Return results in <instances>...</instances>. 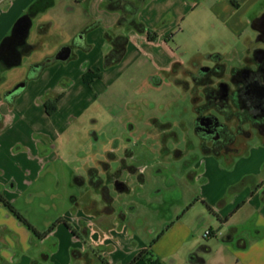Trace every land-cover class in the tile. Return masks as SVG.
<instances>
[{
  "label": "crops",
  "instance_id": "crops-1",
  "mask_svg": "<svg viewBox=\"0 0 264 264\" xmlns=\"http://www.w3.org/2000/svg\"><path fill=\"white\" fill-rule=\"evenodd\" d=\"M111 1L116 0H52L51 5L40 6L41 0H0V46L9 47L0 54V66L10 71L21 68L28 57L26 67L34 71L31 79L25 78L26 74L11 79L0 73V190L11 203L55 160L50 128H45L43 122L49 126L47 121L69 96L71 79L63 75L60 64L80 57V47L64 42L63 31L69 26L65 24L70 15L80 10V15L85 17L68 28L79 46L83 47L80 42L88 45L85 56L96 53L97 59L105 57L112 49L106 39L109 33L127 37L124 58L133 39L142 45L146 40L155 41L160 36L159 24L186 9V0H121L124 7L117 8L109 6ZM62 5L67 15L57 12ZM129 5H133V13L127 11ZM31 6L36 14L27 17ZM207 10L231 31L240 33L264 10V0H214ZM22 18H27V28L20 32ZM131 19L144 24L154 39L148 38L147 31L139 32L129 25L127 21ZM16 25L17 30L11 34ZM33 31L35 41H30ZM165 34L167 30L161 36ZM8 36L11 38L4 42ZM27 45L33 47L24 52ZM46 57L52 62L40 68ZM90 65H87L89 70L93 68ZM82 71L76 72L77 75ZM171 74L177 84L184 86L185 79L177 72ZM59 94L62 97L57 111L47 114L45 99ZM255 135L258 140L252 143ZM201 143L200 140V146ZM118 148H104L99 153L101 158H96L97 164L85 168L86 176L74 173V184L85 188L86 194L93 192L101 196L100 207L95 198L84 205L78 197H73L77 205L76 212L70 216L73 222L67 216L61 217L63 221L42 238L34 236L0 203V264H104L103 261L128 264L146 248L162 264H264V136L261 133L252 131L250 135L237 136L231 150L218 155L201 151L202 156L196 157L187 175L192 189L186 192L188 195L183 193L186 186L181 182L178 199L174 198L176 195L165 198L162 189L149 194L148 208L158 215L163 213L161 222L167 224L156 238L141 239L127 224L128 216L136 211L134 204L119 211L114 206L122 194L132 191L128 182L118 175L121 168L128 167L126 160L117 155ZM128 150L125 148L124 152ZM91 168L101 178L99 185L92 183L98 179L90 177ZM136 174L137 182L143 185L142 169ZM104 191L109 202L104 199ZM207 231L210 232L205 235Z\"/></svg>",
  "mask_w": 264,
  "mask_h": 264
},
{
  "label": "rangeland",
  "instance_id": "rangeland-1",
  "mask_svg": "<svg viewBox=\"0 0 264 264\" xmlns=\"http://www.w3.org/2000/svg\"><path fill=\"white\" fill-rule=\"evenodd\" d=\"M213 1L186 0L183 13L177 12L173 18L159 24L157 34L160 36L155 41L146 40L142 45L133 39L123 60L107 68H104V57L97 59L96 53L85 56V42H80L81 47L72 39L68 28L85 17L80 15V10L70 15L71 19L65 24L69 26L63 31L64 42H70L74 48L80 47V57L60 64L63 75L71 79L69 96L47 121L49 126L43 122L45 128H50L55 160L27 191L12 201L37 230L42 232L55 223L57 226L58 219L64 216L73 222L70 216L77 207L73 197H78L84 205L95 198L100 207L101 196H95L92 191L86 194L85 188L74 184V173L86 176L85 168L97 164L96 158H101L99 153L112 146L119 147L117 155L128 164L118 175L132 188L131 193L122 194L114 206L118 211L130 204L136 206L127 224L141 239L156 238L164 230L167 224L161 222L163 213L158 215L146 204L149 194L162 189L165 198L176 195L174 198L178 199L179 182L186 186L183 193L191 192L187 175L196 157L202 156L200 134L211 132L215 122L211 116L217 114L216 118L228 128L235 130L236 125L234 118L223 120L213 109L205 115L195 109L203 105L205 98L202 87L193 77L199 76V68L204 71L213 67L211 56L218 54L219 64L225 68L221 77L211 76L212 85L226 83L233 89L231 70L251 64L257 36L250 23L237 33L212 17L207 6ZM58 10L60 15H67L64 5ZM165 30L167 34L161 36ZM30 41H35L34 31ZM28 61L25 57L23 67L11 71L0 66V73L5 78L17 79L26 74L25 78L31 79L34 71L27 69ZM89 64L93 67L90 70L101 71L102 77L86 85L83 75L89 70ZM80 70L82 74L77 75ZM172 72L185 79L184 86L174 81ZM257 140L256 135L252 137V143ZM125 148L129 149L127 153ZM140 169L145 177L143 185L137 182L136 172ZM89 225L92 226V222Z\"/></svg>",
  "mask_w": 264,
  "mask_h": 264
},
{
  "label": "flooded vegetation",
  "instance_id": "flooded-vegetation-1",
  "mask_svg": "<svg viewBox=\"0 0 264 264\" xmlns=\"http://www.w3.org/2000/svg\"><path fill=\"white\" fill-rule=\"evenodd\" d=\"M259 17L253 21L254 25L252 26L257 36L250 56L251 64L246 65L240 70L238 69L237 74H232L231 82L233 89H230L228 84L222 83L216 85V88L219 87V90L214 91L208 96L203 92L205 98L203 105L212 101L214 102V106L199 110V112L205 115L206 111L213 109L223 117V120L234 118L236 121L235 130L228 128L223 121H219L216 118L218 117L216 114L215 116H211L215 121L212 123L211 132L209 134H200L201 141L205 139L208 140L209 144L222 147L228 143L230 134H235L238 129L247 131V135H250L252 131L260 133L264 130V20H260ZM211 59L214 60V66L205 68L204 71L202 68H199V76L193 77L195 81L204 77L207 72L213 73L217 71L219 61L212 58V56ZM211 76L214 75L210 74ZM212 84H210L211 87H213ZM232 107H234V110ZM221 109L226 112H235L231 117H227ZM247 135L235 134L234 141L237 136Z\"/></svg>",
  "mask_w": 264,
  "mask_h": 264
},
{
  "label": "trees",
  "instance_id": "trees-1",
  "mask_svg": "<svg viewBox=\"0 0 264 264\" xmlns=\"http://www.w3.org/2000/svg\"><path fill=\"white\" fill-rule=\"evenodd\" d=\"M121 5H122L121 0L111 1V3L109 4V6H111L113 8H117ZM122 7H124V6L122 5ZM128 7H129V9L127 11L133 13V11L135 10L133 5H129ZM35 14H36V10L31 6L28 9V13L26 14V16L31 17V16H34ZM127 23L129 25H132L136 29H138L139 32L147 31L144 24H142L141 22H138L135 19H131V20L127 21ZM253 25H254V23L252 21L251 26H253ZM17 28H18V25H16L14 27L11 34H14L15 31L17 30ZM41 30H42V28H40V31ZM147 32H148L147 33L148 38L151 40L154 39V36L150 35L149 31H147ZM10 38H11V36L5 37L4 42L5 41L7 42ZM106 39L111 43L112 49H110V51L104 57V68H107L111 65H114V64H117L118 62H120V60H122V58L125 54V51L127 49V44H128L127 37L121 36V35H112V34L107 33ZM32 47H33L32 45H27L25 47L24 52L30 51L32 49ZM86 48H89L88 45H86ZM51 62H52V60L47 58L46 60H44L40 64V68L45 67L46 65L50 64ZM218 67L219 68H217V71H215L213 73L207 72V73H205L204 77H201V78L196 80L197 85L202 87L203 92L207 96L209 95V92L213 93L214 91L219 90V87L214 88V87L210 86V84H212L210 74L217 76V77L218 76L221 77L222 74L224 73L225 66L223 64H219ZM238 71L239 70L236 68L231 70L232 74H237ZM101 76H102L101 71L87 70L83 75V82L87 83V85H89L92 83V81L100 78ZM61 97H62V94H59L56 97H54V96L53 97H47L45 99L44 107H45L47 114H52V113H55L57 111V104H58V101ZM212 106H214V102L209 101L203 106L202 105L201 106H195V109L197 111H199L200 109H203V108L206 109V108H209ZM221 111H223V113H225L227 115V117H231L235 112V111L226 112L222 109H221ZM260 133L264 136V130H262ZM235 134L247 135L248 132L244 131L242 129H238V131ZM235 134L231 133L229 140H228V143L222 147H217L215 144H209L208 140L203 139V141L201 143V148H202L201 151L203 153H213V154H217V155L219 153H221L222 151H224V152L230 151L232 143L234 141ZM89 175L91 178L95 176L96 179H98V180H94V182H92L94 185H99L101 183V178H99V176H97V170L95 168L89 169ZM140 180H142V177H140ZM104 199L106 202H109V200H110L108 195L106 194V191H104ZM0 203L2 204L3 207H5L8 210V212H10L13 216H15L20 223H22L25 227H27V229L30 232H32L34 234V236H36L37 238H42V237L46 236V234H48L50 231H52L56 227V223H55L42 232H39L38 230H36L34 225L31 222H29L21 213H19L18 209L9 200H7L2 195L1 190H0ZM61 221H63V219L59 218L58 223ZM154 241L151 243L150 247H152V244L154 243ZM103 262H104V264H108V262H106V261H103ZM128 264H162V263L160 261H158L157 259H154L152 254L146 248V249H143L142 251H140L134 257V259Z\"/></svg>",
  "mask_w": 264,
  "mask_h": 264
},
{
  "label": "water",
  "instance_id": "water-1",
  "mask_svg": "<svg viewBox=\"0 0 264 264\" xmlns=\"http://www.w3.org/2000/svg\"><path fill=\"white\" fill-rule=\"evenodd\" d=\"M51 3H52V0H41V2L39 3V5H40V6H49V5H51ZM259 19H260V20H264V14H262V15L259 17ZM25 28H27V18H22L21 21H20V29H21L20 32H21L22 30H24ZM5 48H6V50L9 49V47L6 46V45H2V46H0V54L2 53V51H3ZM62 55H63V56L66 55V52H63ZM212 58H214L215 60H218V59H220V55H218V54H213V55H212Z\"/></svg>",
  "mask_w": 264,
  "mask_h": 264
},
{
  "label": "built area",
  "instance_id": "built-area-1",
  "mask_svg": "<svg viewBox=\"0 0 264 264\" xmlns=\"http://www.w3.org/2000/svg\"><path fill=\"white\" fill-rule=\"evenodd\" d=\"M210 231L205 232V235L209 234Z\"/></svg>",
  "mask_w": 264,
  "mask_h": 264
}]
</instances>
